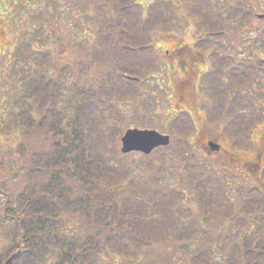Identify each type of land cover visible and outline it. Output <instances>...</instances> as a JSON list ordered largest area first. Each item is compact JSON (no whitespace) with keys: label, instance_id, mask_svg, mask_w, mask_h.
<instances>
[{"label":"trees","instance_id":"16d2710c","mask_svg":"<svg viewBox=\"0 0 264 264\" xmlns=\"http://www.w3.org/2000/svg\"><path fill=\"white\" fill-rule=\"evenodd\" d=\"M24 1L38 5L24 6L39 26L14 54L30 67L18 97L7 95L16 110L0 131L16 132L25 181L0 187V264L130 262L171 240L190 264H264V189L233 186L205 168L188 110L169 119L168 146L146 155L122 153L120 143L131 123L126 110L145 115L157 106L161 84L152 82L165 65L156 35L184 25L196 31L195 50L225 56L213 69L226 66L225 73L200 80L199 108L222 119L234 148L253 150V132L264 123V25L248 33L255 4L229 0L226 11L224 0ZM64 25L78 34L73 57L59 51L69 42V32H59ZM240 30V38L230 34ZM242 40L263 52L241 58L234 50ZM188 54L179 55L181 75ZM254 151L234 158H247L251 171L262 160L264 183V149Z\"/></svg>","mask_w":264,"mask_h":264},{"label":"rangeland","instance_id":"374dc122","mask_svg":"<svg viewBox=\"0 0 264 264\" xmlns=\"http://www.w3.org/2000/svg\"><path fill=\"white\" fill-rule=\"evenodd\" d=\"M30 7L36 9L38 6L34 1H29ZM28 2V4H29ZM229 0L223 1V7L229 9ZM251 4H255L257 11L255 14V21L252 22L248 33L255 32L257 27H262L264 23L263 19L258 17V14H264V0H248ZM28 4L24 0H0V125L9 122V118L12 110H16L13 106L11 107V102L7 101V95L11 99H16L18 94L23 90V81L20 77L23 73V68L27 71L29 65L23 60L16 59V54L22 43L24 41H32L35 36V30L37 25L34 20L35 16L32 13V8H28ZM144 4H146L144 2ZM25 5V6H24ZM66 6H63L65 9ZM41 11H44V3L40 6ZM53 11L54 9H50ZM37 12V11H36ZM35 14V13H34ZM39 14V12H38ZM258 24H257V23ZM73 27V26H72ZM70 27L68 25L62 26L59 32L65 33L69 32ZM69 32L67 39L69 42L67 46L59 48V51L67 49L66 53L69 52L71 55H75V44L77 43V32L72 29ZM243 31H238L234 33L232 31L230 34L233 37L240 38ZM196 31L194 27L181 26L178 28L177 33L174 35H162L158 34L155 37V44L160 49L161 54L164 58V69L160 71L157 75L156 80L152 83L161 84L162 90H157L153 95L154 101H156L157 106L152 110L147 112V114L135 115L133 113L134 108H128L126 113L129 118L130 126L129 128H139V129H154L162 134H168L169 125L171 117L178 113L179 111L188 110L192 117L195 119L196 132L192 137L193 143L199 149L200 160L207 170H212L220 173L227 177L228 181L234 186L238 183H254L261 184L264 189V183L261 181L260 169L251 171L247 166L240 163L237 158L234 157H253L256 149H264V140L261 135H263V124H259L255 131L253 132V150L247 151L242 149H236L229 141L225 138L223 133V126L221 125L222 119L215 118L209 112L205 114L202 108L198 107L197 95L189 96L192 105L184 108L179 105L178 93L181 90V81L185 75H181V68L178 60H175V47L177 44L187 45L183 53H189L187 56L194 55L192 52L199 54V59H206V57L211 56L209 51L201 52L194 45L197 38ZM244 38V37H242ZM260 44V43H257ZM38 45V43H36ZM58 45V44H56ZM60 45V44H59ZM59 47V46H58ZM56 47V48H58ZM192 49V50H191ZM167 50L169 51L167 53ZM192 52H191V51ZM189 51V52H188ZM241 54V58L252 57L253 53L263 52V48L260 45H246L242 40V43L236 50ZM264 55V53H262ZM222 56V55H220ZM254 57V56H253ZM20 70V72H18ZM25 71V72H26ZM197 79V78H196ZM201 80V79H200ZM149 95V94H148ZM152 98L148 99L152 104L155 103ZM13 102V100H12ZM11 103V104H10ZM141 117L139 122H136V118ZM10 123V122H9ZM128 129V128H127ZM123 132L121 137L123 136ZM16 132L13 135H5L0 131V140L2 141L0 149V178L4 179V182L0 180V187H4L3 184L8 186V190L11 191L14 185H23V175L18 173L17 166H20L22 161L18 159V154L14 153V146L17 142ZM216 140L221 143L224 148L229 149L233 152L234 156L227 154L225 155L223 151H213L210 146L205 143V139ZM12 151V152H11ZM137 152V151H132ZM263 157V156H262ZM264 160V157H263ZM2 164V165H1ZM260 166L262 165V160L258 162ZM2 185V186H1ZM3 200V195L0 194V202ZM223 231V229H222ZM186 249L183 245L179 244L176 240H171L165 242L164 244L155 245L148 252L144 253L143 256L137 259H132L133 261H127L123 257H118L116 260H107L106 264H190V259L187 256Z\"/></svg>","mask_w":264,"mask_h":264},{"label":"flooded vegetation","instance_id":"af4514ba","mask_svg":"<svg viewBox=\"0 0 264 264\" xmlns=\"http://www.w3.org/2000/svg\"><path fill=\"white\" fill-rule=\"evenodd\" d=\"M185 46L188 47L185 44L184 46H182V44L180 43L174 46L176 53L175 60H178V62L180 61L179 55H181L183 53V50L186 49ZM198 55L199 54L196 53V55L194 54L193 56H186L185 60L182 61L183 65L187 68V70L185 69V77H183L185 79L182 81V88H181L182 94L180 97L182 101L188 102L189 101L188 97L194 96V94H196L198 98V107H200L201 104H203V102L200 101V87H199L200 79L206 78L205 76L215 75L216 73L217 75H221L225 73L226 66L221 67L217 71L213 70L214 68H216L214 62L216 60L224 59L225 56H209V57L207 56L206 59H199ZM194 85H196V87ZM209 141H210L209 138L205 139V143L207 145ZM219 151L220 152L223 151L225 155L227 154V152L229 153L230 156L234 155L233 152L223 149L222 147ZM239 160L240 163L243 164L244 166L248 167L250 165V162L248 161L247 158L239 159ZM255 166L256 169L260 168V164H258V162L255 164Z\"/></svg>","mask_w":264,"mask_h":264},{"label":"water","instance_id":"95a60500","mask_svg":"<svg viewBox=\"0 0 264 264\" xmlns=\"http://www.w3.org/2000/svg\"><path fill=\"white\" fill-rule=\"evenodd\" d=\"M259 18H264V14H258ZM122 152L128 153L132 151H140L150 154L158 146H167L170 143V136L162 134L154 129L129 128L121 138ZM210 149L219 150L218 142H210Z\"/></svg>","mask_w":264,"mask_h":264}]
</instances>
